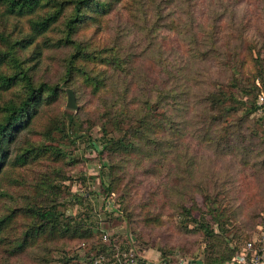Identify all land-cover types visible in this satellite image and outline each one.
I'll list each match as a JSON object with an SVG mask.
<instances>
[{
	"label": "rangeland",
	"instance_id": "obj_1",
	"mask_svg": "<svg viewBox=\"0 0 264 264\" xmlns=\"http://www.w3.org/2000/svg\"><path fill=\"white\" fill-rule=\"evenodd\" d=\"M113 7L114 11L101 14L97 22L79 30L74 38L91 45V51L96 49L95 55L120 46L136 58V71L128 79L134 84L136 96L129 92L127 103L134 101L140 106L139 92L148 80L146 75L158 87L164 85L171 90L179 85L185 94L183 100L190 106H195L207 89L221 84L247 108L253 99L260 107L242 123L239 132L227 137L231 142L222 145L225 152L201 140L199 134H189L185 145L173 149L172 164L177 162L174 170L173 165L161 168L152 153L112 156L101 147L104 133L99 120L103 113L99 95H94L82 77L74 82L71 77L65 79L66 59L73 48L45 49L42 43L36 49L41 52L37 63L28 62L34 65L35 81L65 84L54 106L43 104L40 108L58 115L63 123L66 113L74 119L68 133L54 130L49 139L34 138L47 146L62 147L66 155L64 175L54 182L67 195L59 198L57 207L68 216L87 215L86 224L94 234L90 240L64 243V255L71 260L78 255L80 264H89L88 257L93 259L92 254L110 243L111 249L132 248L138 257L154 264L215 262L245 240L264 233V0H120ZM3 11L0 5V32L4 30L10 39L29 32L30 18L8 17L2 15ZM60 36L62 33L55 29L49 39L54 42ZM254 48L263 57L259 63L250 60L257 55L250 52ZM31 52L33 46L25 51L27 58ZM84 67L92 76L104 69L92 61ZM233 75L246 89L245 96L231 87ZM155 85L148 90L156 91ZM254 86L257 89L252 90ZM67 88L76 89V109L66 107ZM192 110L195 116L200 108ZM238 114L243 115L244 110ZM19 135L17 142L29 137L30 132L24 130ZM231 143L239 150L230 151ZM44 167L33 166L22 175H18V169L15 178L33 175L29 172L43 173ZM109 170L110 175L106 174ZM27 182L32 181L27 178ZM106 186L110 187L108 195L103 192ZM20 189L8 185L11 197H5L6 203L23 199ZM203 193L207 194V202ZM28 198L35 197L23 201ZM181 204L189 207L190 217ZM193 219L205 220L217 235L225 234L229 243L221 237V242L207 241L201 230L185 229L196 228Z\"/></svg>",
	"mask_w": 264,
	"mask_h": 264
},
{
	"label": "trees",
	"instance_id": "obj_2",
	"mask_svg": "<svg viewBox=\"0 0 264 264\" xmlns=\"http://www.w3.org/2000/svg\"><path fill=\"white\" fill-rule=\"evenodd\" d=\"M117 1L120 0H0V5L4 7L2 15L30 18L29 32L21 38L10 39L4 30L0 32V264H80L78 255L72 260L64 255L63 244L90 240L94 236L91 226L86 224L87 215L68 216L57 207L59 198L67 195L66 191L61 190V185L54 182L55 178L64 175L66 155L62 147L47 146L34 138L40 136L49 139L54 130L68 133L69 124L74 119L72 114L66 113L67 120L63 123L58 115L40 108L43 104L54 106L65 84L35 81L34 65H28V62L34 63V60L37 63L36 57L41 52L36 49L42 43L45 49L73 48L66 59L65 79L67 81L71 77L74 82L82 77L91 86L94 95H99V106L103 108L99 120L104 133L101 147L112 152V156L127 158L134 153H152L159 160L161 168L173 165L174 170L177 162L172 164L173 149L177 145H185L189 134L193 136L195 132L201 140L225 152L222 145L231 142L227 137L239 132L242 123L260 107L253 99L254 102L247 108L234 92L224 89L221 84L207 89L199 96L197 104L190 106L187 100H183L185 94L179 85L171 90L164 85L158 87L156 81L146 75L148 80L139 92L142 99L140 106L134 101L127 103L129 92L136 96L134 84L128 81L136 71V58L130 57L120 46H111L95 55L96 49L91 51V45L85 46L74 38L79 30L97 22L101 14L114 11L113 6ZM71 3V10L66 14ZM55 29L62 36L52 42L49 36ZM31 46L34 53L31 52L27 58L25 51ZM257 50L254 48L250 52L254 55ZM262 58L257 53L250 60L257 59L259 63ZM89 61L104 66L102 72L97 71L93 76L88 74L84 64ZM153 83L156 91L148 90ZM230 84L244 96L247 94L234 75ZM114 87L117 88L115 94ZM255 89L256 86L252 90ZM71 90L76 98V89ZM192 108H200L199 114L194 116L195 110ZM239 110H244V114L239 115ZM128 112L135 114L134 117L129 116ZM42 118L44 122H40ZM190 125L192 131L189 130ZM108 129L119 135L108 136ZM24 130H28L30 136L17 142L20 132ZM229 150L235 152L239 148L231 143ZM243 163L249 165V161ZM42 165L46 170L43 173L29 172L33 175L15 178L18 169V175H22L31 167ZM104 166L111 167L108 164ZM106 174L110 175V170ZM27 178L32 182H27ZM8 185L20 186L24 198H35L24 201V198L14 199L15 203L8 204L5 200L11 197ZM103 192L108 195L110 187H103ZM202 195L207 202V194ZM180 208L187 213V217L191 216L188 206L181 204ZM209 211L212 213L213 208ZM193 221L196 228L186 226L185 229L201 230L207 241L221 242L222 239L229 243L225 234L217 235L205 220ZM251 239L233 248L229 255L215 262L210 260L208 264H235L230 261ZM114 250L109 243L92 256L103 255L107 258L104 264H109ZM88 262L91 264L92 258L88 257ZM138 264L144 262L139 259Z\"/></svg>",
	"mask_w": 264,
	"mask_h": 264
},
{
	"label": "built area",
	"instance_id": "obj_3",
	"mask_svg": "<svg viewBox=\"0 0 264 264\" xmlns=\"http://www.w3.org/2000/svg\"><path fill=\"white\" fill-rule=\"evenodd\" d=\"M106 237H104L105 239ZM112 260L109 264H138L139 259L144 262V264H154L149 263L142 256L138 257L136 252L132 248H128L127 251L115 249L111 254ZM107 261L103 255L93 257L91 264H104ZM230 263L235 264H264V233L256 238H252L250 241L246 242L240 252H238L230 261ZM178 264H187L182 261Z\"/></svg>",
	"mask_w": 264,
	"mask_h": 264
},
{
	"label": "water",
	"instance_id": "obj_4",
	"mask_svg": "<svg viewBox=\"0 0 264 264\" xmlns=\"http://www.w3.org/2000/svg\"><path fill=\"white\" fill-rule=\"evenodd\" d=\"M66 95H67L66 107L72 110L76 109L77 106L75 103V95L70 88L66 89Z\"/></svg>",
	"mask_w": 264,
	"mask_h": 264
}]
</instances>
